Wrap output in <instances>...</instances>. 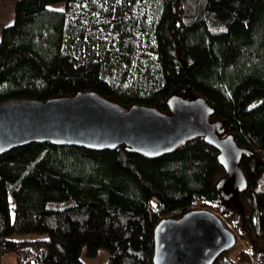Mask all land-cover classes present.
<instances>
[{"label":"trees","instance_id":"16d2710c","mask_svg":"<svg viewBox=\"0 0 264 264\" xmlns=\"http://www.w3.org/2000/svg\"><path fill=\"white\" fill-rule=\"evenodd\" d=\"M78 93L167 115L172 96L203 99L245 152V188L223 199L225 170L200 138L157 159L31 143L0 156L1 253L82 264L83 248L104 249L107 264H154L159 222L205 210L236 236L213 264H264V0H17L0 35V104ZM29 234L40 237L13 238Z\"/></svg>","mask_w":264,"mask_h":264},{"label":"water","instance_id":"95a60500","mask_svg":"<svg viewBox=\"0 0 264 264\" xmlns=\"http://www.w3.org/2000/svg\"><path fill=\"white\" fill-rule=\"evenodd\" d=\"M170 115L153 108L124 109L95 93H78L65 99L9 101L0 104V156L31 143L53 144L92 152L125 151L157 159L203 139L218 152L225 170L218 189L230 201L245 188L239 162L245 152L233 137L222 136L211 124L212 108L201 98L172 96ZM236 246V236L220 219L194 210L177 220L163 219L154 231V264H213Z\"/></svg>","mask_w":264,"mask_h":264},{"label":"rangeland","instance_id":"374dc122","mask_svg":"<svg viewBox=\"0 0 264 264\" xmlns=\"http://www.w3.org/2000/svg\"><path fill=\"white\" fill-rule=\"evenodd\" d=\"M17 0H0V31L4 27H8L13 22L14 17V6ZM96 9V11H92L91 17H89L91 20H94V22L99 26L103 22L106 21V16L108 14L106 7L103 5H99ZM53 9L63 11L64 8L62 5H55L52 7ZM145 12L147 11V8H144ZM134 15H137L136 12ZM98 35H101V38L104 41L109 42L111 39V33L107 32H95ZM9 206H10V212L11 217H13V200L11 197H9ZM39 235L36 234H29L24 236H15L13 237L16 240H28V239H37L39 238ZM239 246H237V249ZM80 260L82 264H107L108 262V253L104 249H100L97 253V256L95 258H88L86 256V250L83 248L80 255ZM0 264H16L15 257L11 253H1L0 252Z\"/></svg>","mask_w":264,"mask_h":264},{"label":"crops","instance_id":"0c3cea01","mask_svg":"<svg viewBox=\"0 0 264 264\" xmlns=\"http://www.w3.org/2000/svg\"><path fill=\"white\" fill-rule=\"evenodd\" d=\"M0 35H1V31H0Z\"/></svg>","mask_w":264,"mask_h":264}]
</instances>
